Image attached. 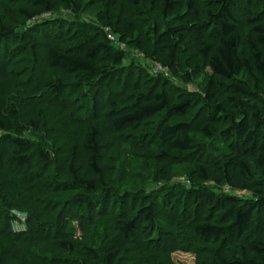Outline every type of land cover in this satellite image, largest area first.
I'll return each instance as SVG.
<instances>
[{
    "label": "trees",
    "instance_id": "obj_1",
    "mask_svg": "<svg viewBox=\"0 0 264 264\" xmlns=\"http://www.w3.org/2000/svg\"><path fill=\"white\" fill-rule=\"evenodd\" d=\"M118 1L102 3L111 11ZM129 1L138 16L144 15L140 0ZM148 1L166 23L157 30L152 48L146 49L150 61L180 73L181 48L195 42L196 54L214 77L226 82L225 90L218 89L210 79L204 96L182 93L172 99L167 80L140 67L124 66L126 55L108 39L107 29L96 33L78 20L67 24L63 18L40 22L36 34L47 36L55 27L71 34L72 47L49 44L43 46L42 54L49 69L90 87L85 99L89 124L83 126L82 136L67 152L57 150L54 158L43 143L28 136L42 131V112L30 115L24 125L18 108L9 110L0 105L3 206L33 212L31 193L41 190L57 200H66L69 219L73 213L82 220L108 216L121 240L138 251L150 244L162 255L172 256L199 243L206 259L198 264H264L263 11L258 9L257 0H212L208 6L203 0ZM58 11L79 14L73 0H28L17 9L27 22L40 21ZM102 20L119 43L127 44L128 34L136 29L132 23L123 24L120 15L115 24L107 17ZM9 40L21 45L13 49L6 45ZM1 44L0 82L12 84L10 54L18 53L22 44L35 47L36 38L33 32L19 33L0 25ZM136 47L142 48L137 43ZM243 76L246 78L241 79ZM116 86L122 93H135L126 103L121 102V94L114 91ZM69 91L64 81L45 82L36 92V104L47 106ZM196 106L199 110L192 120L177 122L194 112ZM157 118L163 120L157 123ZM116 137L132 138L131 142L141 144L143 150L159 141L163 150L158 159H169L173 166L185 159L192 166L188 188L172 189L161 199L144 198L142 205L123 200L113 203L110 183L114 170L108 158ZM199 138L218 155L197 157ZM7 179L14 182L16 191ZM159 202L168 205L163 214L169 229L160 222ZM3 214L0 237L9 234L10 220L7 215L1 220ZM30 218V238L35 240L45 231L52 234L50 229H36L32 223L37 220L35 215ZM54 234L53 248L75 253L73 237L66 231ZM9 244L7 252L0 255V264H18L21 260L18 241ZM83 253L81 263L75 264H118L122 249L109 246L100 253L84 247Z\"/></svg>",
    "mask_w": 264,
    "mask_h": 264
},
{
    "label": "rangeland",
    "instance_id": "obj_2",
    "mask_svg": "<svg viewBox=\"0 0 264 264\" xmlns=\"http://www.w3.org/2000/svg\"><path fill=\"white\" fill-rule=\"evenodd\" d=\"M56 1V0H54ZM79 9V14L71 11H58L56 14L45 15L40 21L27 22L17 12V9L27 5L28 0H0V25L19 33H27L36 38L35 44L24 47L18 53L10 54L13 61V82L5 84L0 82V105L7 109L18 108L20 111V122L25 125L26 118L32 114L42 112L44 122L42 131L36 134H29V138L35 142L43 143L53 157H57V150L67 152L71 146L82 136L83 126L89 124V117L86 113L85 99L90 92L89 86L73 83L72 79L60 71L51 70L46 65L43 57V46L54 45L60 48L72 47L71 34L55 27L47 36L36 34L39 23L48 22L55 18L65 19L67 24L78 22L85 24L92 32L110 31L103 23V18L109 19L115 24L117 17L121 16L123 24L132 23L135 31L127 36V44L122 50L126 55L125 67L130 65L140 67L146 72L153 73L167 80L172 89L171 98L177 99L182 93H192L204 96L209 80L214 79L218 89L225 90L226 82L220 80L212 74L205 61H203L195 51V42L189 43L181 48L180 73L173 70L161 68L150 61L146 49L152 48L156 40L157 30H162L166 23L160 18L157 7L149 3L148 0H140L142 3L140 11L144 15L138 16L137 10L129 0H119L115 9L107 11L102 0H73ZM207 6L212 0H203ZM259 2L258 9L264 14V0ZM44 22V23H45ZM170 22V21H169ZM115 26V25H114ZM116 27V26H115ZM112 32V30H111ZM113 34V33H112ZM117 42L118 37L113 34ZM48 38V39H47ZM4 42H2L3 44ZM136 43L142 48L136 47ZM0 45L3 48V45ZM13 49L18 47L12 40L7 41ZM4 45V46H6ZM118 47V46H117ZM9 48V47H8ZM19 48V47H18ZM35 48V49H34ZM119 48V47H118ZM142 49V50H140ZM35 52V54H33ZM245 54V53H244ZM190 75V77H188ZM243 76L241 79H245ZM64 81L69 85V94L62 98H56L47 106H38L35 95L41 85L49 81ZM97 81V79H95ZM95 80L89 82L92 84ZM189 80V81H188ZM117 87V86H116ZM114 91L121 94V102L126 103L132 91L123 92L120 87ZM226 94L224 91L223 95ZM129 101V100H128ZM199 106L191 114L180 117L177 122H189L195 117ZM162 118L155 119V122L162 121ZM132 138L116 137L115 145L109 156L108 163L114 170L110 189L113 192L114 201L123 200L127 203L137 202L142 205L144 198L161 199L163 195L172 192V189L180 190V187L189 185V174L192 166L179 159V163L173 166L169 159H158L162 153L163 146L159 141L147 145L146 150L141 144L131 142ZM199 150L197 157H205L217 154L210 147L208 142L198 139ZM8 185L13 188L14 182L7 179ZM14 186V191H16ZM16 197V192H13ZM179 193V192H178ZM181 193V192H180ZM34 199V211H21L3 206L0 199L1 220L4 216L9 217V234L0 237V255L7 252L11 240H17L21 248V260L18 264H75L81 263L84 258L83 248L90 247L103 252L109 246L122 249V256L118 264H198L205 261L203 247L199 243H194L193 248H184L172 256H164L159 249L150 244H146L142 251H138L126 245L120 238L108 216H96L90 220H82L74 213L69 219L66 217L68 206L66 200H57L48 193L38 190L31 193ZM180 199V194L178 195ZM160 204V202H159ZM65 209H64V208ZM168 205L160 204V222L167 227L164 218V211ZM63 208V209H62ZM119 208V207H118ZM182 206L180 207V210ZM37 211V212H35ZM180 213H182L180 211ZM35 215L36 221L33 226L36 229H50L52 234L45 233L35 240L29 237L28 221ZM186 218V217H185ZM175 221V217H173ZM66 231L76 245L74 254H66L57 251L51 246L54 233ZM54 234V235H53ZM203 250V251H202ZM14 264V263H11Z\"/></svg>",
    "mask_w": 264,
    "mask_h": 264
},
{
    "label": "built area",
    "instance_id": "obj_3",
    "mask_svg": "<svg viewBox=\"0 0 264 264\" xmlns=\"http://www.w3.org/2000/svg\"><path fill=\"white\" fill-rule=\"evenodd\" d=\"M108 33V39L115 45H117L120 49L124 48V45H121L119 42L116 41V38L113 36L111 31H107ZM162 68V67H161Z\"/></svg>",
    "mask_w": 264,
    "mask_h": 264
}]
</instances>
